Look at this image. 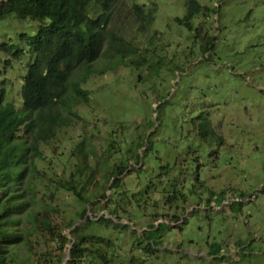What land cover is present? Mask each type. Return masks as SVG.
<instances>
[{
  "label": "rangeland",
  "instance_id": "374dc122",
  "mask_svg": "<svg viewBox=\"0 0 264 264\" xmlns=\"http://www.w3.org/2000/svg\"><path fill=\"white\" fill-rule=\"evenodd\" d=\"M198 1L208 9L194 19L193 27L203 26L193 32L176 21L184 16L187 0H137L146 11L157 8L154 22L144 28L133 11L134 0L115 4L110 29L135 48L130 61L141 65L91 75L83 85L91 100L79 105L81 118L74 126L60 132L53 148L64 153L51 164V171L69 179L75 165L70 150L84 135L91 174L98 178L92 196L103 191L107 197L94 198L86 205L87 215L68 227L83 207L81 200L65 191L54 196L58 210L50 215L64 219L61 229L72 242L51 254L43 248V264L58 257L71 264L74 229L104 215L128 226H82V233H102L110 242L104 244L108 259L97 264H264V0ZM37 23L15 14L0 20V45L15 43L26 50L7 66L11 56L0 48V81L6 76L15 81L10 89L18 101L31 58L21 37L34 34ZM108 48L107 41L106 53L93 64L96 69L108 62ZM112 126H117V140L128 136L133 152L138 142L131 139L138 134L144 142L141 162L134 155L132 174L117 190L123 194H114L115 205L109 199L113 183L103 177L105 163L113 164L121 148L109 139ZM46 163L43 168L50 172ZM116 205L118 213L113 212ZM149 224L159 227L152 239L158 244L138 238ZM214 245L221 247L222 258L211 255ZM10 257L13 264H23L22 259L38 264L23 245Z\"/></svg>",
  "mask_w": 264,
  "mask_h": 264
},
{
  "label": "trees",
  "instance_id": "16d2710c",
  "mask_svg": "<svg viewBox=\"0 0 264 264\" xmlns=\"http://www.w3.org/2000/svg\"><path fill=\"white\" fill-rule=\"evenodd\" d=\"M119 1L121 0L0 2V20L15 14L19 19L38 22L34 34L24 33L21 37L28 45L27 51L31 58L27 64V74L21 77L20 100L13 96V79L10 81L11 78L6 76L0 81V264L15 263V258L10 255L17 254L22 245L37 256L38 264L45 261L46 254L40 256L43 248L49 251L47 254H51L53 249L64 251L68 247L72 240L61 229L66 226L64 219L57 221L50 215L58 210V206H53L52 199L59 191L71 193L72 197L81 200L83 206L71 218L68 227L76 225L80 218L87 215L86 205L95 203L94 198L107 197L103 191L92 196L91 187L98 184V178L91 174L94 168L88 164L90 151L84 135L75 148L70 150L69 154L75 159V165L73 164L74 171L69 179L58 171H51V164L58 155L64 153L53 148L60 132L74 126L76 119L81 118L79 105L91 100L90 92L83 88L91 75L105 74L119 65L132 69L141 65L140 61H130L135 48L110 29L114 21V6ZM134 1L133 11L138 19L143 20L142 28L151 25L157 8L151 7L146 11L143 5ZM207 9L198 0H187L184 16L177 17L176 21L193 32L195 28L203 26L199 24L193 27L194 19L200 14H206ZM196 34L198 37L199 31ZM107 41L108 62L96 69L93 64L106 53ZM0 48L11 56L5 61L7 66L12 65V59H20L26 51L15 43H5ZM10 85H13L11 89ZM146 125L153 129L152 120H147ZM141 127V124L137 125V128ZM155 132L154 129L150 134L149 147ZM205 132L202 127L200 134L203 137ZM117 133V126H112L109 139L118 142L121 148L115 152L113 164L105 163L106 171L103 174L106 181L113 183L114 191L109 198L113 204L114 194H123L117 193V190L122 186L125 188L129 174H132L129 166L134 155L136 163L140 164L139 150L144 146L143 141H138L137 134V138L130 140L132 143L138 142V148L133 152L128 148V136L124 134L117 140ZM149 149L145 150L144 157ZM45 161L50 172L43 168ZM125 174L128 175L122 180L121 176ZM41 184L44 185L42 188L39 186ZM101 203L108 205L103 200ZM119 210L116 205L113 212L118 213ZM97 224L107 228L111 225L116 229L128 226L116 224L111 217L105 215L98 221L88 218L85 223L81 222L74 229L77 241L71 247V264H97L108 259L109 247H104V244L110 246V242L106 241L102 233L81 232L82 226L91 228V225ZM158 230L156 224H149L138 238L158 244L159 240L152 241ZM133 231L137 234L136 230ZM93 253L97 256H92ZM210 253L216 255L215 258L223 257L220 256L221 247L217 245H214ZM21 263L29 264V261L22 259ZM53 264H62V257H58Z\"/></svg>",
  "mask_w": 264,
  "mask_h": 264
}]
</instances>
